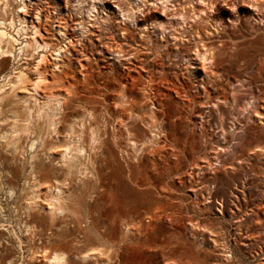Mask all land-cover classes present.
I'll return each instance as SVG.
<instances>
[{"label":"rangeland","instance_id":"1","mask_svg":"<svg viewBox=\"0 0 264 264\" xmlns=\"http://www.w3.org/2000/svg\"><path fill=\"white\" fill-rule=\"evenodd\" d=\"M36 1L45 6L63 4L61 0ZM257 1L263 21L248 17L245 21L249 12L245 8L237 10L239 24L229 27L208 16L191 27L194 38L184 40V33L180 40L170 41L172 47L156 41L157 47L152 48L153 43H142L135 33V41L115 36L114 40L102 36L84 41L99 60L91 64L83 88L66 109L65 124L86 117L101 129L106 143L98 152L105 163L92 176L83 173L84 164H74L70 176L55 161H44L45 168H52L47 176H40L50 184L41 192L44 197L50 195L56 180H68L64 187L68 210L52 224L45 212L27 217L26 197L33 194L27 184L23 188L27 171L20 170L28 166L0 153V223L5 224L0 225V264H8L13 257L16 264H27L30 254L40 253L43 244L51 252H66L70 264H264V0ZM69 3L72 21L80 16L88 19L87 7L79 8L75 0ZM191 11L186 5L181 13ZM42 20L48 28L50 21ZM183 27L186 30L188 25ZM110 30H105L107 36ZM114 41H120L125 52L135 53L131 74L136 82L128 96L138 103L133 115H125L123 133L118 136L111 131L118 117L107 109L115 100L112 88L117 85L102 87L112 75L102 73L101 68L113 61L104 43L114 46ZM196 45L212 57L209 77L196 76L182 58ZM140 60L146 70L138 66ZM120 61L113 70L116 74L131 65ZM9 65L6 61L3 67ZM74 72L70 74L75 79L67 81L79 79L81 75ZM151 79L156 82L154 91L172 101L164 100L165 112L146 100L149 89L145 84ZM166 81L190 98V106L180 109ZM215 93L216 105L207 104L206 97ZM122 101L127 99L115 103ZM150 112H155L154 124L160 129L149 124ZM141 113L148 119L142 121ZM130 130L136 141L129 140ZM157 131L164 135H156L157 142L150 141ZM9 186L15 192L11 197L6 192ZM25 222L41 227V237L27 234ZM127 222L136 227L129 235H125ZM12 228L22 236L24 262ZM97 246L112 247V260L79 258Z\"/></svg>","mask_w":264,"mask_h":264},{"label":"bare ground","instance_id":"2","mask_svg":"<svg viewBox=\"0 0 264 264\" xmlns=\"http://www.w3.org/2000/svg\"><path fill=\"white\" fill-rule=\"evenodd\" d=\"M61 1L63 4L45 6L38 4L36 0H0V153L9 154L11 159L20 160L28 166L20 170L27 171L23 188L24 184H27L33 194L26 197L25 205L29 212L27 217L39 216L45 212L52 224H56L61 219L58 216L68 210V197L64 195L68 180L64 183L56 180L50 195L44 197L41 192L44 188H49L50 184L42 182L40 176H47L52 171V168H45L44 161H55L62 172L70 176L74 173V164H84L83 173L92 176L99 174L98 166L105 163L106 159L104 155L100 159L98 152L99 149H105V138L101 136V129L95 128L90 119L81 117L76 123L65 124L66 109L76 99V94L80 92L78 89L83 88L82 84L89 76L91 64H97L99 60L92 50L86 49L87 44L84 41L88 37L99 39L105 36L112 40L121 37V40L130 38L135 41V33L137 40L142 43H153L152 48L157 47L156 41H163L165 45L172 47L170 41L180 40L184 33V40H188L193 33L191 27L208 19V16L219 25L229 27L239 24L241 19L237 10L245 8L244 10L249 11L245 21H249L247 17L254 21H263L259 12L261 2L257 0H75L77 5H80L79 8L87 7L88 19L80 16L73 21L69 18L70 0ZM13 3L14 10H11ZM100 3L102 5H99ZM186 5L192 10L189 15L181 13ZM48 7H52V11ZM106 7L109 8L108 12L104 11ZM223 15H226L225 20ZM42 17L45 21H50L48 28L44 26ZM183 24L188 25L186 30ZM108 27L109 30L112 28L115 34L110 30L107 36L105 30ZM114 42V46L104 43L107 52L112 56L109 58H113V61L105 62L101 68H104L102 73L109 72L112 75L104 80L102 87L105 88L110 83L117 85L116 89L112 88L115 100L107 109H113L112 115L118 117L111 130L118 136L123 133L125 115H133L132 111L138 103L128 96L136 82L131 74L132 69H135V53L125 52L120 41ZM77 43L80 44L79 49H76ZM93 49L102 54L99 48ZM182 58L196 76L209 75L212 57L197 45L186 50ZM120 60H125L126 64L131 65H126L116 74L114 71L116 66L120 65ZM6 61L10 65L5 68L3 65ZM139 64L140 68L146 70L143 60H140ZM70 71L81 75L74 83L66 80L74 76ZM151 80L145 84V88L149 89L145 95L146 100L152 104V108L165 112L167 105L164 100L172 101L165 98L163 92L154 91L152 84L156 82ZM168 85L170 86L166 89L175 92L180 101L176 104L182 106L181 110L185 109V104L190 106V98L182 94L174 83L168 82ZM195 97L197 99V96ZM120 98L127 101L115 103ZM206 98H209L207 104L215 106L214 99L218 98V95L215 93ZM154 103L159 107H154ZM138 116L142 121L147 118L143 113ZM149 118L147 119L151 126L158 129L162 127L154 124L155 112H150ZM130 134L132 137L129 140L136 141L133 139L135 133L130 130ZM158 134L163 136L164 132L157 131L150 137V141L157 142ZM116 135L117 143L119 139ZM2 171L3 168H0V174ZM6 188L11 197L15 193L14 190L11 186ZM23 226L27 234L41 237V227L26 222ZM134 226L127 222L125 235H129L136 228ZM11 231L18 239L20 253H23L21 260L24 262L22 236L13 228ZM43 245L40 253L30 254L27 264H70L66 252H51L47 244ZM114 252L110 246H97L80 254L79 258L112 260ZM8 264H16L14 257L8 260Z\"/></svg>","mask_w":264,"mask_h":264}]
</instances>
